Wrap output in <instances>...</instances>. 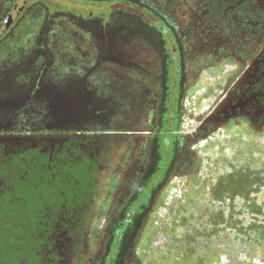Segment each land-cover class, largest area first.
I'll use <instances>...</instances> for the list:
<instances>
[{
  "label": "rangeland",
  "instance_id": "rangeland-1",
  "mask_svg": "<svg viewBox=\"0 0 264 264\" xmlns=\"http://www.w3.org/2000/svg\"><path fill=\"white\" fill-rule=\"evenodd\" d=\"M9 1L0 0L4 4ZM48 1L58 4L52 10L69 8L67 0ZM142 1L167 17L186 52L190 74L180 129L191 135L183 156L189 159L188 171L191 162L195 168L193 202L187 201V187L178 184L174 171L158 194L161 201L148 210L149 219L136 239L148 236L154 264H264V0ZM72 4L79 13V4ZM17 5L16 10L23 0ZM16 12H11L0 32L12 24ZM63 15L56 16L54 22L59 26L74 24ZM19 21V27L24 26L22 32L8 35L0 43L2 61L26 59L33 53L43 23L31 14ZM58 32L62 41H67L65 50L68 42L78 37L69 29ZM23 91L1 86L0 104L20 99ZM82 97L78 98L83 101H75L82 111H74L81 118L87 115L84 110L90 102L86 95ZM114 118L117 127L49 133L52 137L46 149L76 142L99 155L95 199L85 233L78 250L68 248L64 253L65 241L58 264H104L111 229L126 195L119 188L127 174L122 169L129 166L121 163L138 158L140 139L145 136L133 117L121 124V113ZM121 136L123 141L118 140ZM11 224L17 226L18 222L11 220ZM147 224L153 228L150 235Z\"/></svg>",
  "mask_w": 264,
  "mask_h": 264
},
{
  "label": "flooded vegetation",
  "instance_id": "flooded-vegetation-1",
  "mask_svg": "<svg viewBox=\"0 0 264 264\" xmlns=\"http://www.w3.org/2000/svg\"><path fill=\"white\" fill-rule=\"evenodd\" d=\"M67 1L68 10H52L58 4L48 0H23L17 10L19 0L0 2V27L17 11L12 24L1 30L0 43L22 32L19 20L28 14L43 23L30 57L13 62L0 58V87H11L12 92L24 89L20 99L0 104V165L4 145H48L51 131L117 127L114 117L119 113L124 117L119 124L131 117L138 120L145 136L140 139L138 158L121 163L129 166L122 169L127 174L119 188L126 195L111 229L104 264H154L148 236L141 241L136 237L174 171L178 184L187 187V201L193 202L195 166L191 162L188 171L189 159L183 156L191 135L180 129L190 74L186 52L167 17L142 0ZM72 2L79 4V13L71 8ZM63 14L74 24H56L55 17ZM68 29L78 37L65 50L67 41L58 31ZM82 95L90 102L81 118L74 111H82L75 103L83 101L78 98ZM146 228L150 235L151 224Z\"/></svg>",
  "mask_w": 264,
  "mask_h": 264
},
{
  "label": "trees",
  "instance_id": "trees-1",
  "mask_svg": "<svg viewBox=\"0 0 264 264\" xmlns=\"http://www.w3.org/2000/svg\"><path fill=\"white\" fill-rule=\"evenodd\" d=\"M4 146L0 264H58L65 241L64 253L78 250L85 233L99 155L76 142L47 149L43 144Z\"/></svg>",
  "mask_w": 264,
  "mask_h": 264
}]
</instances>
